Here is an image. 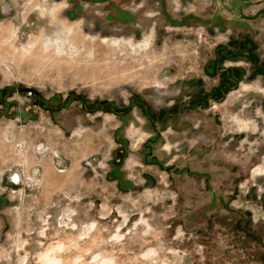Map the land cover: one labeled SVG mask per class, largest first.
Masks as SVG:
<instances>
[{"label":"rangeland","instance_id":"374dc122","mask_svg":"<svg viewBox=\"0 0 264 264\" xmlns=\"http://www.w3.org/2000/svg\"><path fill=\"white\" fill-rule=\"evenodd\" d=\"M260 9L0 0V264H264Z\"/></svg>","mask_w":264,"mask_h":264},{"label":"water","instance_id":"95a60500","mask_svg":"<svg viewBox=\"0 0 264 264\" xmlns=\"http://www.w3.org/2000/svg\"><path fill=\"white\" fill-rule=\"evenodd\" d=\"M261 13H264V9H260L254 16L253 15L244 16L243 13H242V11H240L241 17L243 19H245V20H247V19H249V20H252V19L255 20V18H257L259 15H261Z\"/></svg>","mask_w":264,"mask_h":264},{"label":"built area","instance_id":"2783aa9c","mask_svg":"<svg viewBox=\"0 0 264 264\" xmlns=\"http://www.w3.org/2000/svg\"><path fill=\"white\" fill-rule=\"evenodd\" d=\"M31 94H32L31 92H28V95H29V96H31ZM10 178H11L10 180H11L12 182H14V184H15V180H14V178H13V177H10ZM16 183H17V182H16Z\"/></svg>","mask_w":264,"mask_h":264},{"label":"trees","instance_id":"16d2710c","mask_svg":"<svg viewBox=\"0 0 264 264\" xmlns=\"http://www.w3.org/2000/svg\"><path fill=\"white\" fill-rule=\"evenodd\" d=\"M19 90H20V91H24V92H25V90H24L23 88H19ZM19 90H16V91H19ZM30 92H31V93L33 92V93H34V91H33V90H32V91L30 90Z\"/></svg>","mask_w":264,"mask_h":264},{"label":"bare ground","instance_id":"6f19581e","mask_svg":"<svg viewBox=\"0 0 264 264\" xmlns=\"http://www.w3.org/2000/svg\"><path fill=\"white\" fill-rule=\"evenodd\" d=\"M14 177L17 178V179H19V181L21 180L20 177L17 176V175H15ZM19 181H18V183H19ZM16 184H17V183H16Z\"/></svg>","mask_w":264,"mask_h":264},{"label":"flooded vegetation","instance_id":"af4514ba","mask_svg":"<svg viewBox=\"0 0 264 264\" xmlns=\"http://www.w3.org/2000/svg\"><path fill=\"white\" fill-rule=\"evenodd\" d=\"M240 11H242V10H240ZM243 13V12H242ZM244 15V14H243ZM241 16V15H240ZM245 16V15H244Z\"/></svg>","mask_w":264,"mask_h":264}]
</instances>
